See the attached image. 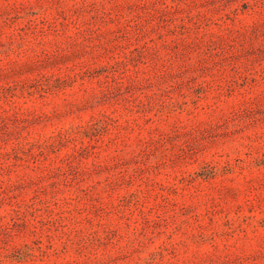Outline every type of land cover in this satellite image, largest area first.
Wrapping results in <instances>:
<instances>
[{
  "label": "rangeland",
  "instance_id": "rangeland-1",
  "mask_svg": "<svg viewBox=\"0 0 264 264\" xmlns=\"http://www.w3.org/2000/svg\"><path fill=\"white\" fill-rule=\"evenodd\" d=\"M0 264H264V0H0Z\"/></svg>",
  "mask_w": 264,
  "mask_h": 264
}]
</instances>
